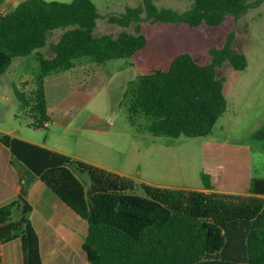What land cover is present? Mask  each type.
Masks as SVG:
<instances>
[{
  "label": "trees",
  "instance_id": "trees-1",
  "mask_svg": "<svg viewBox=\"0 0 264 264\" xmlns=\"http://www.w3.org/2000/svg\"><path fill=\"white\" fill-rule=\"evenodd\" d=\"M262 1L191 0L188 8L177 10L142 0L108 16L122 27L117 35L96 36L99 13L93 0H21L0 12V74L15 57L29 55L38 61V70L14 88L15 115L29 118L34 127H48L46 78L80 69L89 76L109 59L131 57L147 43L140 30L144 20L217 26ZM132 22L133 32L126 29ZM55 29L62 31L50 41ZM234 40L232 29L220 46L210 48L205 63L184 51L166 68L129 80L120 103L131 126L155 136L210 134L227 107L226 78L217 75V67L225 61L236 70L247 66ZM47 45L50 56L41 50ZM251 141L264 150V124L251 133ZM0 142L15 163L86 221L81 245L86 264H264V177L250 179L248 194L212 190L205 173L203 189L138 184L130 176L6 133ZM78 173L87 176L88 187ZM31 211L25 189L0 206V242L19 239L23 264H44Z\"/></svg>",
  "mask_w": 264,
  "mask_h": 264
},
{
  "label": "rangeland",
  "instance_id": "rangeland-1",
  "mask_svg": "<svg viewBox=\"0 0 264 264\" xmlns=\"http://www.w3.org/2000/svg\"><path fill=\"white\" fill-rule=\"evenodd\" d=\"M20 1L15 0L13 5ZM93 1L99 13L94 28L96 36L117 35L122 27L110 22L108 16L118 15L126 7L142 2ZM153 2L158 6L184 10L191 0ZM126 29L133 32L135 22ZM232 29L235 32L234 47L246 55L247 66L236 70L225 61L217 67V75L226 78L223 91L227 107L211 133L171 137L135 130L127 119L125 106L120 103L127 82L155 68H166L180 52H189L200 63L209 61L210 48L220 46ZM140 30L147 38L146 45L131 57L107 60L96 71V76L82 87L80 82L76 83L75 87H80V91L90 94L91 98L84 105L56 107L48 127H34L28 124L29 118L15 115L18 99L14 88L22 80L33 77L38 70V61L33 55L15 57L0 74V134L10 131L44 139L66 152L90 156L114 168L112 171L127 172L138 184L203 189L202 173H205L207 182L216 190L248 194L245 192H248L249 180L264 177V150L251 141V133L264 124V1L237 20L228 15L217 26L201 24L190 27L144 20L140 23ZM61 31L55 29L50 41H55ZM41 50L46 56L51 55L48 45ZM68 73L50 75V88L52 84L56 85L52 82L56 77L59 86H65ZM78 176L88 187L87 176L79 173ZM16 215L17 211L13 210L12 216ZM85 263V254L79 246L72 252V264Z\"/></svg>",
  "mask_w": 264,
  "mask_h": 264
},
{
  "label": "crops",
  "instance_id": "crops-1",
  "mask_svg": "<svg viewBox=\"0 0 264 264\" xmlns=\"http://www.w3.org/2000/svg\"><path fill=\"white\" fill-rule=\"evenodd\" d=\"M14 2L15 0H2L0 2V12L6 10V6H15L13 5ZM99 68L100 66L91 72L89 76H84L81 69L69 71L67 80L65 79L64 82V85L67 87L63 85L59 86L56 81L58 77H56L54 79L55 81L52 80L56 85L54 86L52 84L53 87L50 88L49 82L51 79L48 78L49 76L46 78L44 86L48 115L50 117L49 122L52 120L53 111L56 107H65L68 104L84 105L91 98L90 94L80 91L79 88L85 82H88L96 76V71ZM79 82V86H81L75 87L76 83ZM2 133L19 137L50 149L61 151L75 158L114 170V168L98 162V160L90 156L66 152L58 147L52 146L44 139L38 140L31 136L17 134V132L3 131ZM121 173L130 176L127 172ZM247 188H249V183ZM22 189H25L27 200L32 206L29 219L39 236L43 263L72 264V252L78 250L79 246L81 247L87 233L86 221L71 210L42 181L32 177L24 167L15 163L9 149L0 142V206L14 200ZM214 190L222 192L220 190ZM0 264H23V250L19 239L7 243L0 242Z\"/></svg>",
  "mask_w": 264,
  "mask_h": 264
},
{
  "label": "built area",
  "instance_id": "built-area-1",
  "mask_svg": "<svg viewBox=\"0 0 264 264\" xmlns=\"http://www.w3.org/2000/svg\"><path fill=\"white\" fill-rule=\"evenodd\" d=\"M44 124H45V125H48V122L46 121V122H44Z\"/></svg>",
  "mask_w": 264,
  "mask_h": 264
}]
</instances>
